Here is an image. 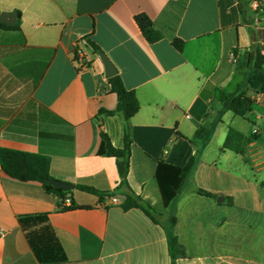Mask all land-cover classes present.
<instances>
[{"label":"crops","instance_id":"0c3cea01","mask_svg":"<svg viewBox=\"0 0 264 264\" xmlns=\"http://www.w3.org/2000/svg\"><path fill=\"white\" fill-rule=\"evenodd\" d=\"M2 12H15L18 28L0 27V148L49 157L50 177L74 185L79 208L61 210L39 182L0 168V264H39L17 219L42 213L65 251L62 264H171L166 228L183 250L175 264H264V94L251 93L244 65L253 45L264 55V0H0ZM139 14L161 39L144 38ZM89 42L139 102L128 121L127 183L157 222L122 209L116 160L99 153L101 133L122 147L123 121L99 113L117 97ZM240 91L252 98L245 116L220 113L224 97ZM199 128L211 129L204 145ZM229 128L248 139L242 155L223 148ZM191 156L193 172L165 207L158 163L183 166Z\"/></svg>","mask_w":264,"mask_h":264},{"label":"trees","instance_id":"16d2710c","mask_svg":"<svg viewBox=\"0 0 264 264\" xmlns=\"http://www.w3.org/2000/svg\"><path fill=\"white\" fill-rule=\"evenodd\" d=\"M138 28L144 38L153 43L161 39V33L153 26L152 22L144 14L135 17ZM0 27L9 28L0 23ZM12 28H18L14 25ZM95 53H99V47L92 42L88 43ZM173 45L177 50L182 49L181 41H174ZM244 65L248 68L249 77L247 80L248 88L252 94H264V55L260 48L253 45L245 56ZM109 89L117 97V103L113 110L107 111L99 109V113L108 116L119 115L123 121V144L121 148L114 147L109 137L101 133L102 143L100 154L115 158L116 167L119 176L117 190L122 191L125 199L121 204L123 210L137 208L142 210L153 222H157L155 212L150 205L144 202L139 196H136L130 190L127 183V174L129 169L130 155V130L128 121L139 110V102L133 91L127 90L121 79L115 75L108 79ZM252 98L245 91L234 94H228L223 99V107L220 113L230 111L236 116L244 117L250 110ZM211 129L199 128L195 136L206 144L209 140ZM254 134L251 138H254ZM247 138L232 128L228 129L227 136L223 143V148L231 150L237 154L244 153V144ZM196 156H191L183 166L166 164L163 161L158 163L156 171V180L158 183L161 198L165 207L176 200L179 192L185 184L187 178L195 168ZM50 159L47 156L32 154L7 148H0V168L8 176L20 182H39L47 194H54L59 199L58 207L63 210H73L79 206L68 194L70 191L57 188L49 180ZM78 190L95 194L102 200L103 195L95 189L86 186H76ZM198 194L215 198V195L202 189H196ZM70 201L65 206L66 200ZM18 223L25 238L35 255L39 264H62L67 261L65 251L51 226L48 215L32 214L18 217ZM167 247L171 257V264H175V258L183 255V250L178 242L177 236L170 228H166Z\"/></svg>","mask_w":264,"mask_h":264},{"label":"water","instance_id":"95a60500","mask_svg":"<svg viewBox=\"0 0 264 264\" xmlns=\"http://www.w3.org/2000/svg\"><path fill=\"white\" fill-rule=\"evenodd\" d=\"M15 21H16V13L15 12H12V13L2 12V13H0V23L7 25V26H12V25H14ZM98 55L102 61L103 67H104L105 77L111 78V77L115 76L117 73V70L114 67V65L112 64V62L108 59V57L102 51H100L98 53ZM49 182L52 185H54L55 187L62 188L65 190H71L74 188L73 184L63 183V182H60V181H57L54 179H50ZM222 201H223L222 197L217 198L218 203H221Z\"/></svg>","mask_w":264,"mask_h":264},{"label":"built area","instance_id":"2783aa9c","mask_svg":"<svg viewBox=\"0 0 264 264\" xmlns=\"http://www.w3.org/2000/svg\"><path fill=\"white\" fill-rule=\"evenodd\" d=\"M258 7H259V4L257 3V2H253V4H252V8L254 9V10H256V9H258ZM228 59H229V61L231 62V63H233V64H236L237 63V57H236V55H235V53L233 52V51H230L229 52V54H228ZM87 67V65L85 64V63H81V68L82 69H85ZM66 202H67V200H66ZM4 235V232H3V230H1L0 229V237H2Z\"/></svg>","mask_w":264,"mask_h":264},{"label":"rangeland","instance_id":"374dc122","mask_svg":"<svg viewBox=\"0 0 264 264\" xmlns=\"http://www.w3.org/2000/svg\"><path fill=\"white\" fill-rule=\"evenodd\" d=\"M69 195V194H68Z\"/></svg>","mask_w":264,"mask_h":264}]
</instances>
